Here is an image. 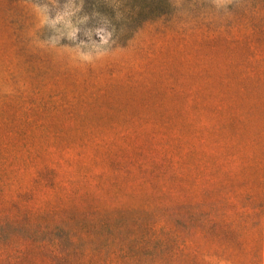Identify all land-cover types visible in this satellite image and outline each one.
Returning <instances> with one entry per match:
<instances>
[{
    "label": "rangeland",
    "instance_id": "374dc122",
    "mask_svg": "<svg viewBox=\"0 0 264 264\" xmlns=\"http://www.w3.org/2000/svg\"><path fill=\"white\" fill-rule=\"evenodd\" d=\"M85 1L0 0V264H264V0Z\"/></svg>",
    "mask_w": 264,
    "mask_h": 264
},
{
    "label": "trees",
    "instance_id": "16d2710c",
    "mask_svg": "<svg viewBox=\"0 0 264 264\" xmlns=\"http://www.w3.org/2000/svg\"><path fill=\"white\" fill-rule=\"evenodd\" d=\"M164 0H86L84 6L115 29L113 37L130 35L141 22L163 11ZM116 20H119L117 22ZM117 24V25H116Z\"/></svg>",
    "mask_w": 264,
    "mask_h": 264
},
{
    "label": "clouds",
    "instance_id": "9594fccd",
    "mask_svg": "<svg viewBox=\"0 0 264 264\" xmlns=\"http://www.w3.org/2000/svg\"><path fill=\"white\" fill-rule=\"evenodd\" d=\"M215 3L217 7H224L227 5L228 0H215ZM62 19H63V16L59 14L55 18V20H62ZM46 21H47V17H42L40 22L44 23ZM69 27H70V31L68 32V36L69 38H73L75 36V33L78 31V29L75 28V26H71V25ZM95 31H96L97 37L99 38L98 45H104V44L109 43V38L112 35L110 31L105 30L103 28L96 29ZM100 55H103L102 51L97 53V58ZM79 56L81 60L86 61L88 63H91L93 60V56L90 53H79Z\"/></svg>",
    "mask_w": 264,
    "mask_h": 264
}]
</instances>
